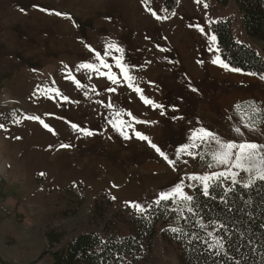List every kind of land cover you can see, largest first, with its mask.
I'll list each match as a JSON object with an SVG mask.
<instances>
[{
	"label": "rangeland",
	"instance_id": "1",
	"mask_svg": "<svg viewBox=\"0 0 264 264\" xmlns=\"http://www.w3.org/2000/svg\"><path fill=\"white\" fill-rule=\"evenodd\" d=\"M183 4L167 18L163 0H0V264H50L43 218L74 235L104 193L148 211L178 186L192 197L193 176L260 180L258 162L214 159L226 143L264 145V81L221 60L210 23L230 19L262 48L233 0ZM155 254L178 264L160 239Z\"/></svg>",
	"mask_w": 264,
	"mask_h": 264
},
{
	"label": "trees",
	"instance_id": "2",
	"mask_svg": "<svg viewBox=\"0 0 264 264\" xmlns=\"http://www.w3.org/2000/svg\"><path fill=\"white\" fill-rule=\"evenodd\" d=\"M233 1L246 36L261 46L262 53L236 40L230 19L221 20L210 23L221 60L264 81V0ZM216 2L226 7L230 0ZM179 3L163 0L167 18ZM55 216L44 217L40 230L48 244L40 260L47 258L50 264H157L158 239L176 251L178 264H264V180L246 187L227 186L220 179L209 186L207 195L203 187H196L190 202L163 200L144 212L116 210L115 201L104 193L94 203L87 228L71 236L55 226ZM72 216L77 214L65 212V217ZM217 239L222 248L214 246Z\"/></svg>",
	"mask_w": 264,
	"mask_h": 264
},
{
	"label": "snow or ice",
	"instance_id": "3",
	"mask_svg": "<svg viewBox=\"0 0 264 264\" xmlns=\"http://www.w3.org/2000/svg\"><path fill=\"white\" fill-rule=\"evenodd\" d=\"M197 2L199 3L200 0H197ZM57 15H60L59 13H57ZM201 31H203L201 29ZM211 39L213 41H215V36H212ZM111 47V45H110ZM83 67H88L90 68L91 65H83ZM226 67V65H225ZM238 71V70H237ZM125 75H127V73H125ZM110 79L113 80V82H115V77H109ZM264 78V77H262ZM136 91H140L138 88L136 89ZM146 103H150V101L145 100ZM38 119V118H37ZM41 123H43V121H41ZM44 127L48 128V125H44ZM75 127V126H74ZM49 131H52V129L49 128ZM238 131V130H237ZM89 135H91V133H87ZM139 135V134H138ZM204 137L210 136L211 133H203ZM140 139H147V137L144 136H140ZM217 143H219V141H217ZM63 147H67V145H63ZM153 147H155V145H153ZM222 147L224 149H226V151L222 152L220 155L215 156L214 159H216L217 164H231L232 167H235L237 169L243 170L245 172H252L253 168L250 167L249 165L252 162H258V164L260 166H264V145H257L254 143H242V144H234V143H226L223 144ZM233 149H239V154H237L235 156V159H232L233 156ZM157 151H159V149H157ZM161 155H163V153H161ZM165 159H167V157H165ZM171 163V162H170ZM213 165H209V167H212ZM257 172L258 175L256 178L260 179V180H264V167H257ZM43 175V174H41ZM225 173L221 172V173H216L214 175H208V176H193L190 177V179H196L201 181V183L203 184V191L204 194L207 195L208 194V188H209V181L213 180V179H219L220 177L224 176ZM229 175L231 176L233 183H235V176L237 175V173H229ZM253 181L250 180L249 183H252ZM246 187L248 185H245ZM175 195H179L184 201L186 202H190L192 200V197L187 196L183 193V190L181 187H177L176 189H174L173 193L168 194V193H162L160 196V200H167L170 198V196H175ZM157 203H159V201H157ZM131 207L137 209L138 211L143 212L144 209L138 205V204H132ZM192 209L189 208V211H191ZM220 227H223V225H220ZM173 231H177L176 229H173ZM209 236H212V233L208 234ZM214 246H219V247H223V244L221 243V241L219 239H217L215 241V245Z\"/></svg>",
	"mask_w": 264,
	"mask_h": 264
},
{
	"label": "crops",
	"instance_id": "4",
	"mask_svg": "<svg viewBox=\"0 0 264 264\" xmlns=\"http://www.w3.org/2000/svg\"><path fill=\"white\" fill-rule=\"evenodd\" d=\"M184 1H185V0H180L179 7H178V9H177L176 11L180 10V9H181L182 7H184V6H188V5H190V4H183ZM193 5H196V4H193ZM176 11H175V12H176Z\"/></svg>",
	"mask_w": 264,
	"mask_h": 264
},
{
	"label": "bare ground",
	"instance_id": "5",
	"mask_svg": "<svg viewBox=\"0 0 264 264\" xmlns=\"http://www.w3.org/2000/svg\"><path fill=\"white\" fill-rule=\"evenodd\" d=\"M238 76V75H237ZM240 76V75H239ZM242 77V76H241ZM239 78V77H238ZM243 95H245V94H243ZM236 96V95H235ZM248 96V95H247ZM241 97V96H240ZM245 97V96H244ZM231 98V97H230ZM242 98H243V96H242ZM236 99V98H235ZM233 103V102H232ZM39 160V159H38Z\"/></svg>",
	"mask_w": 264,
	"mask_h": 264
}]
</instances>
